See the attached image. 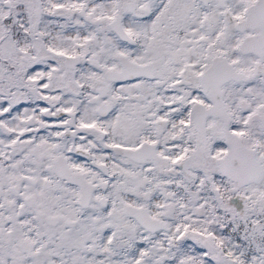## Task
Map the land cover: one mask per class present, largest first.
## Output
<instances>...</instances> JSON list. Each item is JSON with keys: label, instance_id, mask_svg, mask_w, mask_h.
I'll return each mask as SVG.
<instances>
[{"label": "snow or ice", "instance_id": "6c2138e0", "mask_svg": "<svg viewBox=\"0 0 264 264\" xmlns=\"http://www.w3.org/2000/svg\"><path fill=\"white\" fill-rule=\"evenodd\" d=\"M0 264H264V0H0Z\"/></svg>", "mask_w": 264, "mask_h": 264}]
</instances>
